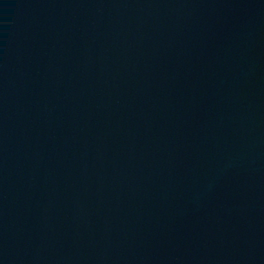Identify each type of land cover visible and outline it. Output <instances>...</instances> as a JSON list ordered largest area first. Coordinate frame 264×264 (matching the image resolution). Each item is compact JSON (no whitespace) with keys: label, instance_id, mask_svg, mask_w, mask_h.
Instances as JSON below:
<instances>
[{"label":"water","instance_id":"1","mask_svg":"<svg viewBox=\"0 0 264 264\" xmlns=\"http://www.w3.org/2000/svg\"><path fill=\"white\" fill-rule=\"evenodd\" d=\"M0 264H264V0H0Z\"/></svg>","mask_w":264,"mask_h":264}]
</instances>
